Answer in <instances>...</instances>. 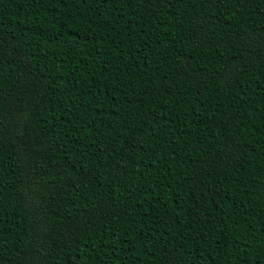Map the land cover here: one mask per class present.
<instances>
[{
    "label": "trees",
    "instance_id": "1",
    "mask_svg": "<svg viewBox=\"0 0 264 264\" xmlns=\"http://www.w3.org/2000/svg\"><path fill=\"white\" fill-rule=\"evenodd\" d=\"M0 264H264V0H0Z\"/></svg>",
    "mask_w": 264,
    "mask_h": 264
}]
</instances>
